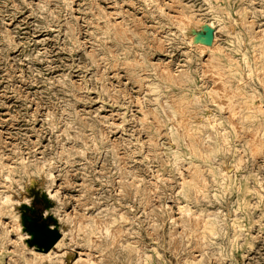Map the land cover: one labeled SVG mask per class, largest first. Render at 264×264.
Masks as SVG:
<instances>
[{"label":"rangeland","instance_id":"obj_1","mask_svg":"<svg viewBox=\"0 0 264 264\" xmlns=\"http://www.w3.org/2000/svg\"><path fill=\"white\" fill-rule=\"evenodd\" d=\"M0 264H264V0H0Z\"/></svg>","mask_w":264,"mask_h":264},{"label":"water","instance_id":"obj_2","mask_svg":"<svg viewBox=\"0 0 264 264\" xmlns=\"http://www.w3.org/2000/svg\"><path fill=\"white\" fill-rule=\"evenodd\" d=\"M211 30L207 29V34ZM28 229L31 234V240L38 251L47 252L53 248L54 244L60 239V234L56 229L50 228L47 223L41 219L40 215H34L27 219Z\"/></svg>","mask_w":264,"mask_h":264},{"label":"bare ground","instance_id":"obj_3","mask_svg":"<svg viewBox=\"0 0 264 264\" xmlns=\"http://www.w3.org/2000/svg\"><path fill=\"white\" fill-rule=\"evenodd\" d=\"M177 8V7H176ZM185 21V20H184ZM182 22V21H181ZM192 35H194V34H192ZM192 38V37H191ZM195 39H196V41H197V43L199 44V45H207V47H208V45L210 46V47H213V46H211L210 44H212V42H215L216 40H215V37L214 36H211L210 35V33H208L207 34V36H196V37H194ZM194 38H192V41H195V39ZM196 41H195V43H196ZM201 47V46H200ZM216 47V46H215ZM206 48V47H205ZM215 78V77H214ZM241 82V81H240ZM219 86V85H218ZM218 91V90H217ZM220 94V93H219ZM222 96V95H221ZM218 99V98H217ZM220 100V99H219ZM219 104V103H218ZM224 105V104H223ZM224 109V108H223ZM233 119V118H232ZM206 120H207V118H206ZM234 125V124H233ZM183 133V132H182ZM185 133V132H184ZM237 134V133H236ZM103 148V147H102ZM198 148V147H197ZM182 158V157H181ZM223 164V163H222ZM191 169V168H190ZM193 172V171H192ZM195 173L197 172L196 171V169H195V171H194ZM201 172V171H200ZM192 174V173H191ZM194 174V173H193ZM197 175V174H196ZM196 178V177H195ZM198 181V180H197ZM204 182V181H203ZM200 183V182H199ZM196 216V215H195ZM184 223V222H183ZM99 224V223H98ZM200 224V223H199ZM169 236V235H168ZM115 237V236H114ZM57 243V242H56ZM55 245V244H54ZM199 246V245H198ZM36 249V248H35ZM31 250H33V249H31ZM40 252V251H39ZM53 253V251L52 250H49L48 252H44V251H42V252H40L39 253V256L38 257H40V258H45V257H48V256H50L51 254Z\"/></svg>","mask_w":264,"mask_h":264},{"label":"trees","instance_id":"obj_4","mask_svg":"<svg viewBox=\"0 0 264 264\" xmlns=\"http://www.w3.org/2000/svg\"><path fill=\"white\" fill-rule=\"evenodd\" d=\"M35 204V203H34Z\"/></svg>","mask_w":264,"mask_h":264}]
</instances>
